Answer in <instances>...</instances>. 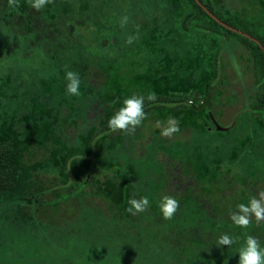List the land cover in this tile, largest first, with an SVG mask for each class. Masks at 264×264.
Masks as SVG:
<instances>
[{"label":"rangeland","instance_id":"obj_1","mask_svg":"<svg viewBox=\"0 0 264 264\" xmlns=\"http://www.w3.org/2000/svg\"><path fill=\"white\" fill-rule=\"evenodd\" d=\"M223 2L234 9L244 6L264 14V0ZM18 4L12 11L29 6L28 0H18ZM52 6L62 12L59 19L63 51L56 56L58 72L42 80L41 90L49 94L50 100L67 104L66 118L73 117L70 121L61 118L59 126L65 130L79 122L84 106L78 96L66 92V65L67 70L79 74L80 93H87L97 104L104 105L100 122L110 119L122 106L131 87L196 103L192 94L201 91L205 82L214 77L211 49L215 42H207L203 37L188 39L179 32L182 0H54L46 5L48 10ZM123 16L129 18L126 27L120 26ZM137 35L132 44L127 43L129 36ZM247 58L242 48L223 52L210 114L203 110H157L143 120L134 142L112 156L100 154L101 143L88 145L93 131L86 137L78 135L81 144L66 146L55 131L60 111L36 103L26 107L27 112L19 110L22 106L17 93L9 78L4 77L0 85V144L10 148L7 155L18 163L11 167V180L13 175L19 176L13 188L11 184L8 186L13 193H20L30 186V179L40 178L45 184L58 181L63 188L72 189L85 180L80 192L100 193L111 214L81 209L70 227L83 234L101 229L121 231L119 216L129 213L130 195L136 197L145 192L150 201L146 212L159 213L158 191L178 181L188 183L187 187L222 191L224 199L236 200L245 188L256 186L259 180L264 182V119L260 114L244 111L231 130L211 132V117L227 125L235 113L244 110L253 81ZM169 117H174L180 128L171 138L162 136L161 128L156 127L158 121L165 122ZM227 156L243 165L246 172L243 175L233 172L229 182L222 181L218 172V163ZM109 168L116 181L106 176ZM1 175L4 176L0 171ZM26 177L30 179L25 180ZM135 179L136 183L131 185ZM135 189L137 193L130 194ZM259 189L264 190V184ZM190 206L193 205L186 204L172 220L192 218ZM146 218L152 219L150 215ZM45 228L59 239L67 231L65 227ZM240 231L244 233L247 229ZM194 255L196 259L202 258L201 251Z\"/></svg>","mask_w":264,"mask_h":264},{"label":"trees","instance_id":"obj_2","mask_svg":"<svg viewBox=\"0 0 264 264\" xmlns=\"http://www.w3.org/2000/svg\"><path fill=\"white\" fill-rule=\"evenodd\" d=\"M182 1L184 7L177 22L179 32L188 39L203 37L207 42H215L211 49L214 77L205 82L201 91L192 94L196 103L158 92H155L157 100L151 102L147 100L150 91H141L137 87L129 88L125 97L144 95L147 116L154 115L157 110L174 109L203 110L210 114L215 88L220 79L221 56L224 51L242 48L248 55L253 78L252 90L244 103V110L235 113L227 125L211 117V132L231 130L244 111L260 114L264 119V49L250 38L216 21L196 0ZM199 1L221 21L258 39L264 47V14L261 11H250L244 6L234 9L225 5L223 0ZM61 14L54 6L50 10L45 6L37 12L29 5L15 12L9 7L8 0H0V85L7 76L22 106L19 110L23 112H27L26 107L32 103L54 106L56 111H60L55 131L66 146L81 144L78 135L86 137L93 131L88 145L94 147L101 143V155L112 156L123 152L128 144L134 142L138 128L133 134L112 132L108 127L109 119L105 122L99 120L104 105L97 104L91 95L80 93L78 99L84 103L80 109L81 118L75 126L65 130L59 126L61 118L64 116V121H70L73 117L70 115L66 118L67 104L50 100L49 94L41 90L42 80L58 72L56 56L62 53L64 41L59 19ZM9 151L6 144H0V171L4 174L0 177V264H238V249L246 233L255 236L264 245V222L257 224L253 218L247 231L242 233L241 228L235 226L229 217L230 211H236L238 202L246 203L251 196L264 191L259 189L264 184L260 180L256 186L245 188L243 195L232 201L224 199L226 196L222 191L215 193L206 188L187 187L188 183L178 181L176 185L158 191V198L168 194L179 201L180 208L173 218L179 215L186 204L191 203L190 215L193 217L189 220H165L158 208L159 213L144 211L136 214L138 218L131 213H123L119 216L121 231L101 229L83 234L71 228L70 224L76 216L78 218L83 208L97 209L100 214L110 215L111 210L108 204L106 206L104 197L100 193H87L88 190L80 192L86 184L85 180L70 189L69 186L63 188L58 181L45 184L40 178L29 177L25 180L30 179V186L20 193H13L11 187L19 176L13 175L11 180V171L18 163H15L14 157L7 155ZM130 152L127 151L128 154ZM218 164L222 181H232L235 171L237 175L246 173L243 165H238L229 156ZM227 168L229 171H226ZM111 170L106 169V176L116 181ZM135 183L136 179L132 180L131 185ZM137 191L129 192L136 194ZM144 194L142 192L136 197L130 195L129 200L139 199ZM147 215L152 219L148 220ZM44 225L65 227L67 231L59 239L52 236ZM225 232L235 242L230 248L217 247L219 236ZM197 251H201V259H196L194 254Z\"/></svg>","mask_w":264,"mask_h":264},{"label":"clouds","instance_id":"obj_3","mask_svg":"<svg viewBox=\"0 0 264 264\" xmlns=\"http://www.w3.org/2000/svg\"><path fill=\"white\" fill-rule=\"evenodd\" d=\"M53 2L54 0H28L30 7L37 12ZM8 5L10 8L19 7L18 0H8ZM128 19L127 16L121 17L120 26L126 27ZM136 39H138V35L129 36L127 43L132 44ZM65 67L66 92L70 96H79L81 83L79 74L75 71L67 70V65ZM145 99L144 95L137 94L125 97L123 106L109 119V129L114 133L118 131L127 134L135 133L143 120L147 118L144 111ZM147 100L155 102L157 100L155 92H149ZM156 127L161 128V135L168 138L173 137L180 131L179 123L174 117H169L165 122L158 121ZM128 204L127 211L132 215L144 212L150 207V201L146 196L139 199L132 198L128 201ZM158 207L162 217L165 220H170L180 208V204L174 196L165 194L160 198ZM229 217L235 226L243 229H247L250 226L253 218H255L257 224L264 222V191H259L256 195L251 196L247 203L238 204L236 211H230ZM234 242L233 238L225 232L219 236L216 246L220 248L227 246L230 248ZM238 255V264H264V246L253 235L245 234L244 243L238 249Z\"/></svg>","mask_w":264,"mask_h":264},{"label":"water","instance_id":"obj_4","mask_svg":"<svg viewBox=\"0 0 264 264\" xmlns=\"http://www.w3.org/2000/svg\"><path fill=\"white\" fill-rule=\"evenodd\" d=\"M196 2L211 16L213 17L216 21H218L219 23H221L223 26L227 27L228 29L234 31V32H237V33H240L248 38H250L251 40H253L254 42H256L258 45H260L263 49L264 47L262 46L261 42L254 38L253 36L249 35L248 33L238 29V28H235L233 26H230L226 23H224L223 21H221L218 17H216L210 10H208L199 0H196Z\"/></svg>","mask_w":264,"mask_h":264}]
</instances>
